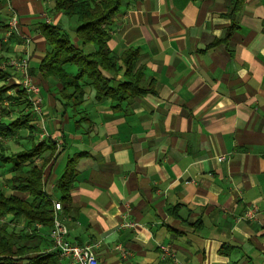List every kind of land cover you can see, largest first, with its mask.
I'll return each instance as SVG.
<instances>
[{
	"label": "crops",
	"instance_id": "obj_1",
	"mask_svg": "<svg viewBox=\"0 0 264 264\" xmlns=\"http://www.w3.org/2000/svg\"><path fill=\"white\" fill-rule=\"evenodd\" d=\"M234 1L124 0L107 45L117 56L139 49L137 66L152 91L114 110L83 81L84 101L72 111L60 82L38 71L47 50L39 25L57 26L85 53L96 47L80 43L76 17L55 11L54 0H0V31L10 32L17 15L19 32L0 34V56L28 55L42 108L41 118L23 108L35 130L19 142L55 143L52 155L34 160L43 191L60 202L70 240L96 243L98 264H264V0H244L230 13ZM8 84H18L8 91L18 96L21 76L10 70ZM74 156L62 203L58 184ZM14 177L10 164L0 167L4 194L30 201ZM0 222L35 228L20 245L49 251L46 227L11 214Z\"/></svg>",
	"mask_w": 264,
	"mask_h": 264
},
{
	"label": "trees",
	"instance_id": "obj_2",
	"mask_svg": "<svg viewBox=\"0 0 264 264\" xmlns=\"http://www.w3.org/2000/svg\"><path fill=\"white\" fill-rule=\"evenodd\" d=\"M123 1L54 0L55 11L68 18L76 17L77 39L82 45L92 44L96 47L90 53L75 46L68 33L57 26L48 23L39 25L47 50L38 71L43 77H55L60 82V96L65 108L76 111L82 104L85 94L81 83L83 81H88L94 89L95 100L109 98L114 110L119 109L123 102L128 103L135 97L145 96L152 91V80L146 82L142 68L137 66L139 49L128 47L117 56L107 45L110 38L108 27L113 24ZM243 1L235 0L230 13L237 11ZM0 26L4 27L3 23ZM232 28L233 25L228 29L227 35ZM5 61L7 58L0 56V108H3L5 114L12 111L17 116L8 122L0 121V138L12 137L21 129L27 130L31 137L35 127L30 123V112L24 113L23 110L30 106L29 97L23 88L17 90L18 96L10 93L7 95L10 89L19 86L8 84L11 67L2 68ZM66 64L76 67L75 75L64 69ZM82 118L86 119L80 117L77 122L80 123ZM55 150V143L49 139L32 143L29 148L8 155L5 154L7 149L0 146V167L10 164L11 171L15 172L14 188L27 192L32 197L27 201L15 195L5 196L0 188V217L11 214L13 219L26 218L29 227L35 224H40L47 230L52 227L53 204L43 191V169L36 167L34 160L46 151L52 155ZM75 159L76 156L68 160L58 184L62 203L67 199L75 177ZM8 228L7 223L0 224V264H60L54 251H39L37 247L17 244L18 240L35 238V228L30 232L21 230L17 234Z\"/></svg>",
	"mask_w": 264,
	"mask_h": 264
},
{
	"label": "built area",
	"instance_id": "obj_3",
	"mask_svg": "<svg viewBox=\"0 0 264 264\" xmlns=\"http://www.w3.org/2000/svg\"><path fill=\"white\" fill-rule=\"evenodd\" d=\"M13 21L16 22L15 16L9 21V24L12 25L10 29H14L15 27ZM26 61V57H21L17 60L12 59L8 63L1 65V67L4 68L5 66H9L14 69L15 72H21V85L29 97L31 112L36 118H41L40 99L37 95L38 88L28 81ZM222 159L223 156L218 157V160ZM50 200L53 204V225L48 232L49 241L51 243L49 251L56 252L59 262L63 264H98L95 252L96 243L80 245L70 240L68 238V226L61 216V204L53 198H50ZM36 225L40 226V224ZM161 249L162 255L169 254L167 247L161 246Z\"/></svg>",
	"mask_w": 264,
	"mask_h": 264
},
{
	"label": "rangeland",
	"instance_id": "obj_4",
	"mask_svg": "<svg viewBox=\"0 0 264 264\" xmlns=\"http://www.w3.org/2000/svg\"><path fill=\"white\" fill-rule=\"evenodd\" d=\"M3 13L4 12H2L1 11V9H0V23H3L5 20V16L3 15ZM15 16V15H14ZM4 18V19H3ZM7 18V17H6ZM13 18V16L10 18L9 17V21L11 20ZM15 19H16V22H14L13 21V23H15V27H14V29L16 30V32H18V17H17V15L15 16ZM8 23V22H7ZM7 27L9 28V27H11L12 28V25L11 24H7ZM0 28H5V26L4 27H1L0 26ZM12 30L13 29H11L10 30V32H8V31H6V32H4L3 30L2 31H0V34H4V35H7V36H10V35H15V33H13L12 32ZM19 33V32H18ZM25 39H26V41H25ZM24 39V47H25V45L26 44H28V41H29V38H25ZM0 47H2V48H0V52L1 51H4V49H5V47L4 46H1L0 45ZM4 47V48H3ZM25 50V49H24ZM21 57H26L27 58V61H26V73H27V76H28V81L32 84V85H35V86H37L33 81H32V78H31V74L29 73V71H28V55L26 54V55H20V56H18V57H11L10 59H7V61H5L2 65H4V64H6V63H8L10 60H12V59H20ZM11 70L12 71H14V69H12L11 68ZM15 72V71H14ZM16 74H19L21 77H22V75H21V72H15ZM38 88V87H37ZM7 95H10L8 92H7ZM37 95H38V97H39V90H38V92H37ZM40 99V98H39ZM1 107H4V108H6V106H1ZM29 108H31V106H28ZM40 108H41V104H40ZM3 108H0V114H3ZM5 114V113H4ZM17 115H16V113H13L12 111H9V112H7V116H6V118H7V120H10V119H12V118H14V117H16ZM41 117H42V108H41ZM28 136V134H27V131L25 130V129H21L20 131H18L14 136H12V137H10L9 139H6V138H0V146H2L3 148H5V149H7V151H6V153H7V155L9 154V153H11V152H15V151H17V150H20V149H24V148H26L27 146H28V143H30L31 142V140H32V138H30V137H26V139H27V142H24V143H20L19 141L22 139V137L23 136ZM9 141V142H8ZM8 143V144H7ZM8 145H10V146H8ZM1 188V187H0ZM3 190V189H2ZM4 193V192H3ZM5 195V194H4ZM6 196V195H5ZM2 222H0V224H1ZM8 230L10 231V230H13L16 234L17 233H19V231H21V230H25V231H28L27 229H25V228H23L20 224H15L14 226H12V225H8ZM44 230L46 231V229L44 228ZM20 242H21V240H18L17 241V244H19L20 245ZM60 264H63V263H60Z\"/></svg>",
	"mask_w": 264,
	"mask_h": 264
}]
</instances>
